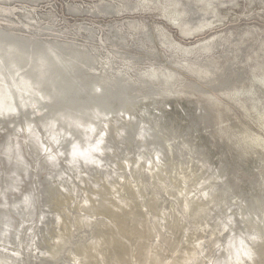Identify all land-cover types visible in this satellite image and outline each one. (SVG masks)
<instances>
[{
  "label": "rangeland",
  "instance_id": "374dc122",
  "mask_svg": "<svg viewBox=\"0 0 264 264\" xmlns=\"http://www.w3.org/2000/svg\"><path fill=\"white\" fill-rule=\"evenodd\" d=\"M180 2L186 10L194 8L209 12L208 3L218 8L196 21H183L176 0H0V31L11 39L71 46L96 59L88 75L76 81L86 105L94 101L87 94V84L101 74L113 78L123 76L121 89L132 90L138 104L168 98L162 103V110L174 120L169 129L188 146L214 145L207 131L208 124L188 117L190 113L196 115L202 105L213 109L217 116L214 128L217 141L227 137L228 146L237 149L244 162L248 161L249 168L239 173V179L249 183L251 179L262 181L264 189V163L255 168L256 164L251 160L264 157L259 152L264 153V0ZM94 9L104 13H97ZM111 12L115 13L107 14ZM158 12L176 20L183 34L199 32L184 37L175 26L157 15ZM209 25L212 26L203 30ZM39 26L50 29L46 33L48 39L34 37L43 36L34 29ZM224 30H228L229 35L216 41L220 45H216L214 39L209 50L182 55V48L193 47L213 34L224 33ZM172 43L181 51L173 48ZM207 62L211 63L205 64ZM126 68L130 69L126 71ZM222 70H225V76ZM213 77L220 82L219 85L236 81L238 84L216 91L212 85L203 83ZM156 82H161L162 86L154 85ZM119 102L114 99L110 108H115ZM235 105L243 107L245 114ZM49 117V113L44 117L35 116L36 125L43 132ZM234 119L240 126L244 124L245 130L238 126L236 131V126L226 128L224 122ZM15 125L22 127L20 116L0 117V127L5 129L0 128V143L8 133H18ZM23 131L17 134L18 142L27 137ZM239 131L245 134L239 136ZM45 134L41 153H24L27 173H19L14 179L5 177V174H12L17 161L8 163L0 149V217L7 216V210L11 208L25 213L16 218L12 234L4 233V239L0 236V261L4 264H264V239L254 243L249 241L255 251L249 257L241 258L242 261L231 257L222 245L219 246V241H223V230L217 220L223 212L219 207L221 209L215 210L218 213L215 216L212 208L221 196L212 194L210 200L207 194L204 198L208 200L202 202L193 195L201 190L197 187L201 172L195 166L173 161L163 164L172 168V185L164 182L169 173L163 166L151 171L138 167L140 174L145 173V179L143 182L134 181V186L124 178L111 176L113 171L127 167L126 176L129 174L134 178L132 175L136 173L130 172L135 168L134 162L120 169L109 165L129 152L136 158L149 157L150 144L144 142V146L127 139L122 143L123 139H115L122 146L114 158L96 164L91 154L67 160L58 144H52L48 133ZM115 134L116 128L112 127L104 136L113 140ZM15 141L10 138V143L17 147ZM111 149L117 150L115 146ZM218 152L219 148L211 149L212 162L217 161ZM45 153L51 156L49 162L43 161ZM185 156L182 153L177 159L184 160ZM104 171L110 175L102 181ZM80 175L88 176L90 185H81L78 181ZM109 181L112 184H107ZM60 184L61 192L66 193L58 196L59 189L56 188ZM242 187L243 191L249 189L247 182ZM260 189L256 186L255 195L260 196ZM159 195L162 197L158 198ZM184 196L190 197L186 205H183ZM76 199L81 202L76 203ZM230 215L234 217L233 208ZM58 216L60 220L56 224ZM259 230L256 237H264Z\"/></svg>",
  "mask_w": 264,
  "mask_h": 264
},
{
  "label": "bare ground",
  "instance_id": "6f19581e",
  "mask_svg": "<svg viewBox=\"0 0 264 264\" xmlns=\"http://www.w3.org/2000/svg\"><path fill=\"white\" fill-rule=\"evenodd\" d=\"M180 1L181 0H176L177 9L181 12L180 18L183 19V21H190L192 19L196 21L200 17L208 16L209 14L211 15L212 13L216 12V8H218L215 7V4L208 3V6L210 8V10H208L209 12H200L198 10H195L194 8L186 10L182 7L183 4ZM133 10L134 9H132V11ZM153 10L155 9L153 8ZM93 11L97 13H104L96 9H94ZM112 13L115 12L107 14ZM157 15L163 17L170 24L175 26L179 34L184 37H188L199 32L198 31L192 34H183L180 31L179 23L176 20L169 18L167 14H163L162 12H158ZM212 25H209L203 30L210 28ZM143 28L144 26L142 27V29ZM34 29L36 32L43 35H33L34 37H44V39H48L46 35L48 34V32H50L49 28L40 27ZM203 30H200V32ZM237 30L240 29L238 28ZM227 31L224 30V33L222 32V34H213L216 36L211 35L208 38L200 41V43H198L199 41L196 42L198 44H195V46L193 47L182 48V51L179 48L175 47V44L173 43L172 47L180 50L182 52V55H188L191 52L199 50L207 51L210 49L211 43L214 39H216L215 43H217V40L222 39L225 36L227 37V35H229V32ZM145 35L146 31L144 29V36ZM216 45H220L219 41ZM210 63L211 62H207L205 64ZM95 64L96 59L89 57L84 52L75 50L71 46H58L55 44L48 45L42 41L37 40L29 41L11 39L5 32L0 31V117L20 116L22 118L23 125L22 127H18L17 125H15V127L18 130V133L20 130H24L23 132H25L28 137V140L26 137V139L18 142V133L10 132L3 138L4 141H1L0 149L5 155L6 161L8 163L11 161H17L18 165H15V167H13V172L11 175L10 173H6L5 177L14 179L16 178L15 176L19 175V173H27L26 161L24 160L23 154L29 152L34 155L40 154L43 149V147L41 146H43L44 138L46 135L45 132L48 133V140L52 144H58V149H61L59 151H61V154L63 152L67 160H74L86 154H91L94 157L95 162H97L96 164L102 163V161H108V159H111L110 157H112V159L114 158L116 152L120 150L119 147L122 146L119 145V143L116 142L115 139H123L122 143L126 142L127 140L131 143H135L138 141L137 144L141 145H144L143 143L146 142L150 144L152 148L150 153L148 154L149 157L142 156L140 158H136L134 154L130 155L129 152L128 154L126 153L125 157H123L122 159H117L116 161L111 162L110 165L108 163L109 166L113 165L114 168L120 169L121 167L125 168L126 166H129V164L131 165V163L134 162L135 168L130 169V172L132 171L136 173L135 175H132L134 178H131V176L129 177V174L128 176H126V171L128 169L127 167L122 171L112 172L109 169L112 172L111 176L113 175V177L124 178L126 181H130V183L133 184L145 179V173L140 174L139 171H137L138 167H146L151 171L154 167L155 169H159L163 166L167 170L166 173H169V177H165L164 182L172 185V179L170 180V175H172V168L170 169L163 164H166L169 161H173L175 163L179 162L182 164L189 163L195 166L196 168H198V171L201 172V175H198V179L200 182H198L197 184V187L199 186L201 190L198 193L194 192L193 195L195 194L197 199L201 200L202 202L210 199L216 193H218V195L214 196H221V198L218 197V200H215L214 208H212V210L215 212V210L219 211L221 209H219V207H222V210L220 212H223L219 221L217 220L220 225V230H223V241H219V246L222 245L221 247H224L231 257L237 258L241 261L243 257H249L252 253H254L255 250L252 248V245L249 243V241H253L252 243H254L255 241L264 239V237H262L261 235V237H256L257 232L260 233L259 228L264 233V189L262 181H252L251 179V181L249 180V183L247 180L241 181L239 179V173L242 170L249 168L247 166L248 161L244 162V157L240 154V152L237 151V149H232L230 146H228V143L230 142L227 137H225V139L221 142L217 141L214 129L217 121L216 112L213 109L208 108L206 105H202L200 107L201 109H197L198 112L196 115L191 113L189 114L190 116L188 117H191L192 120L199 119L200 121H204L208 124L207 128L209 129L207 131L210 137L213 139L211 140L214 141V145H212L211 147H205L203 146V144L188 146L182 139L177 137V135H175L169 129L170 124L174 122V120L170 119L162 110V103L168 98L157 99L145 105L138 104L136 101L135 93L132 90L124 91L121 89L120 86L123 80V76L113 78L109 77L107 74H101L91 78L87 84V94L91 96L94 101L89 105L84 104L81 98V88L78 86V84H76V81H78L77 78L83 79L84 77H86L90 68ZM201 64L204 63L201 62ZM180 65L181 64H178V66L182 68ZM129 69L130 68H126V71ZM222 72L225 76V70H222ZM196 78L199 81L202 80L198 77ZM222 80H225V78H223ZM159 83L156 82L154 83V85L162 86ZM203 83L210 86L212 85V87L216 91H219L217 90L218 88H233L238 84L236 81L224 82L219 85L218 83L220 82L217 81L216 77H213L209 80L207 78L203 81ZM114 99H118L120 102L115 108H110L109 104ZM236 107L242 113L244 112L243 107ZM155 110L156 113L153 114ZM152 111L154 112L152 113ZM48 113L50 114V117L48 119L47 128L43 132L37 127L35 116L39 115L44 117ZM155 115L157 116L155 117ZM110 122L113 123H111L109 128H105V126L108 123L110 124ZM224 123L225 125H227L226 128L236 126V131V128L238 126L245 130L244 124L243 127L240 126V124H238L235 119L229 120L228 122ZM112 127L116 128V134L113 137L114 139L110 140L111 137L108 139L104 135L106 130H111ZM0 128L1 130H5L2 127ZM242 134L245 133H241L239 131L238 135L242 136ZM246 135H248V132H246ZM10 138H14L16 140L15 144L17 147H14L10 143ZM125 139L127 140L124 141ZM26 141H29L30 144ZM22 143L24 146H22ZM137 144H135V146H137ZM38 146L39 148H37ZM114 146L117 150L111 149ZM23 147H25V149H23ZM215 148H219L220 152H218L217 154V161L212 162L210 159L211 149ZM259 152L264 156V153L262 151ZM182 153L186 155L184 160H178L177 157ZM171 156L173 159L170 160ZM50 160V154L45 153L43 161L49 162ZM251 160H253L256 164L254 166L255 168H257L259 164L264 163V157H253L251 158ZM163 161L165 162L162 163ZM18 162L20 163L21 167H19ZM121 164L123 165L120 166ZM181 166L182 165H180V168ZM180 168L178 167V169ZM140 171L142 170L140 169ZM121 172H123V175H121ZM102 175L103 178H101L100 180L103 181L104 178L106 179V176L110 174H107L106 171H104ZM90 180L91 179L88 178V176H78V181L81 183V185L83 183V186L84 184L87 186L90 185ZM96 180H98V178ZM112 181H109V183L107 184H112ZM246 182L249 186V189L247 191H243L242 186ZM133 185L135 186V184ZM51 186L52 185L49 186V189ZM256 186H259V188H261V191L259 192L260 196H257L254 193V191L256 190ZM143 188L145 189V186H143ZM56 189H59L58 196L60 194L65 195L66 192H61V184L59 185V187L57 186ZM67 194L70 195L69 192ZM207 194H209V197L207 196L208 199H205L204 196H206ZM160 197L162 196L159 195L158 198ZM189 198L190 197L188 196H184L183 205H186L188 203ZM0 199L2 198L0 197ZM76 200V203L81 202V199L80 202L78 201V199ZM221 203L222 205L220 206ZM2 204L7 206L5 202H3ZM232 208L234 209V217L230 215ZM207 213L209 214L210 211L206 212V214ZM214 214L215 216L216 214L218 215V213L216 212ZM24 215L25 213L19 211L18 208H11L10 210H7L8 217L6 215H2V217H0V236L2 235L4 239L6 237L4 233H8V235L12 234L14 231L13 227H15L16 224V218ZM10 216H13L15 219ZM59 220L60 216L57 217L56 224H58ZM202 244L204 243L202 242ZM92 246L93 245L90 244L91 248ZM263 247L264 245L262 246V248ZM86 248H84V250ZM202 248H204L203 245ZM207 248L208 246L205 248L206 251ZM218 249L220 248L218 247ZM204 253L206 254V252ZM95 255L97 254L95 253ZM222 262L224 263V260ZM0 264L4 263L0 261Z\"/></svg>",
  "mask_w": 264,
  "mask_h": 264
}]
</instances>
